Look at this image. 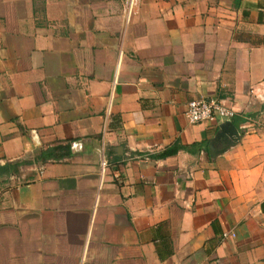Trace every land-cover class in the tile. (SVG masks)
I'll return each instance as SVG.
<instances>
[{"label": "crops", "instance_id": "1", "mask_svg": "<svg viewBox=\"0 0 264 264\" xmlns=\"http://www.w3.org/2000/svg\"><path fill=\"white\" fill-rule=\"evenodd\" d=\"M0 264H264V0H0Z\"/></svg>", "mask_w": 264, "mask_h": 264}, {"label": "built area", "instance_id": "2", "mask_svg": "<svg viewBox=\"0 0 264 264\" xmlns=\"http://www.w3.org/2000/svg\"><path fill=\"white\" fill-rule=\"evenodd\" d=\"M132 12V11H131ZM186 117L191 124H200L204 122L221 124L232 120L237 115V111L218 99H202L189 102ZM108 167L107 160L102 162V178L106 175ZM234 234H224V238L234 237Z\"/></svg>", "mask_w": 264, "mask_h": 264}, {"label": "water", "instance_id": "3", "mask_svg": "<svg viewBox=\"0 0 264 264\" xmlns=\"http://www.w3.org/2000/svg\"><path fill=\"white\" fill-rule=\"evenodd\" d=\"M241 140V134L232 120H228L219 125V131L215 139L210 144V155L215 158L232 147ZM223 145L222 147H220Z\"/></svg>", "mask_w": 264, "mask_h": 264}, {"label": "trees", "instance_id": "4", "mask_svg": "<svg viewBox=\"0 0 264 264\" xmlns=\"http://www.w3.org/2000/svg\"><path fill=\"white\" fill-rule=\"evenodd\" d=\"M61 148L64 149L63 147H61ZM178 149H179V146H175L174 149H170L169 151L163 153V155L166 156L170 153H175Z\"/></svg>", "mask_w": 264, "mask_h": 264}]
</instances>
